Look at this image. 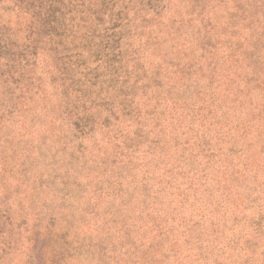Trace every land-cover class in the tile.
Wrapping results in <instances>:
<instances>
[{
	"label": "rangeland",
	"instance_id": "obj_1",
	"mask_svg": "<svg viewBox=\"0 0 264 264\" xmlns=\"http://www.w3.org/2000/svg\"><path fill=\"white\" fill-rule=\"evenodd\" d=\"M18 13L0 0V264H264V0Z\"/></svg>",
	"mask_w": 264,
	"mask_h": 264
},
{
	"label": "trees",
	"instance_id": "obj_2",
	"mask_svg": "<svg viewBox=\"0 0 264 264\" xmlns=\"http://www.w3.org/2000/svg\"><path fill=\"white\" fill-rule=\"evenodd\" d=\"M14 2L17 6L18 14H20L19 16H26L32 18L33 21H39L41 19L50 20L56 16L59 9L66 5L67 0H14ZM37 5H41V7L39 8ZM87 7L92 8V5ZM89 29L92 28L89 27Z\"/></svg>",
	"mask_w": 264,
	"mask_h": 264
}]
</instances>
